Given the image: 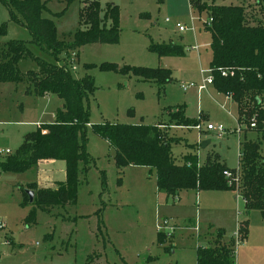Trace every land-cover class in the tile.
I'll use <instances>...</instances> for the list:
<instances>
[{"label": "rangeland", "instance_id": "1", "mask_svg": "<svg viewBox=\"0 0 264 264\" xmlns=\"http://www.w3.org/2000/svg\"><path fill=\"white\" fill-rule=\"evenodd\" d=\"M205 1L248 6L250 10L254 3L253 0ZM99 2L103 9L108 3L118 5L120 30L115 43L94 42L78 49L75 74L91 75L95 86L89 100L87 128L91 168L80 176L77 204L55 208L51 213L41 211L25 196V189L33 182V170L1 173L0 222L5 227L0 229V264H195L197 247L213 246L216 231L220 229L225 234L220 242L234 243L235 264H264V223L258 211L246 213L242 201L236 200L232 191L188 192L180 195L179 202L175 201L157 189L154 172L148 168L118 170L112 160L113 150L92 129L106 123L176 126L169 112L181 109L189 124L171 130L167 136L173 139L171 150L177 162L182 164L185 156L194 150L197 161L202 163L207 154L213 153L227 169L235 171L238 139L244 134L238 138L231 133L237 127L235 105L230 102L222 108L223 97L211 84L206 90L196 88L202 80L200 69H208L211 55L210 35L203 26L206 15L191 10L188 0ZM81 6V0L70 4L66 0H48L49 10L44 15L55 20L61 38L69 39L80 26ZM57 12L63 13L54 15ZM176 22L193 29L181 33L175 27ZM0 28V44L20 40L35 55L56 62L34 43L30 30L11 16L2 0ZM170 41L181 46L196 44L199 49L185 47L182 55L158 56L149 48L151 43ZM105 62L115 63L118 68L126 65L168 68L172 79L160 87L154 80L143 79L132 71L100 69L99 65ZM20 66L27 70L35 62L27 58ZM189 82L195 86L183 90L181 84ZM60 103L62 99L54 94L29 95L22 84L2 82L0 150H17L23 133L39 124L53 122ZM196 124L202 130L207 124H221L227 133L222 139L212 133L203 132L200 136ZM162 128L160 131L167 130ZM204 141H210L206 149L202 148ZM261 155L264 158V140ZM45 167L47 176L60 181L66 178L64 161L57 160ZM164 218L169 219L174 229L172 233L160 232L165 237L160 242L156 224ZM244 221H248V243L235 247L233 233L238 226L245 229Z\"/></svg>", "mask_w": 264, "mask_h": 264}, {"label": "trees", "instance_id": "2", "mask_svg": "<svg viewBox=\"0 0 264 264\" xmlns=\"http://www.w3.org/2000/svg\"><path fill=\"white\" fill-rule=\"evenodd\" d=\"M2 1L9 7L11 16L30 30L34 43L56 62L35 55L23 41L9 40L0 44V83H26L27 93L54 94L62 99L63 105L56 111L53 123L36 127L25 135L13 154L0 158V172L25 173L36 169L43 160L65 161L66 181L57 189L39 188L36 183H30L25 189L29 202L26 190L34 191L32 204L51 213L55 208L77 204L80 176L90 170L93 162L87 149V128L90 124L89 100L95 86L91 75L76 76L65 62L72 52L78 55L83 45L118 41V5L108 3L103 9L99 0H81L80 26L68 39L61 38L55 20L44 15L49 10L48 0ZM66 1L70 4L74 0ZM188 3L191 10L206 15L203 26L210 35L208 67L213 75L212 86L231 97L236 105L238 123L248 125L252 118L257 122L255 129L247 127L243 131L254 132L256 138L245 139L240 144L238 181L228 183L223 172L229 169L215 157H208L204 164L198 165L196 155H187L182 164L175 163L171 151L173 139H168L158 125L106 123L92 126V129L113 150L112 160L118 170L148 168L154 172L157 189L164 191L167 197L175 198L178 192L186 190L237 191L244 211H258L264 219V158L261 155V141L264 140V0H254L251 10L248 6L214 4L205 0H188ZM149 48L158 56L184 53L183 46L171 41L151 43ZM27 58L33 60L35 66L23 70L20 63ZM99 67L132 71L143 79L154 80L160 87L172 79L170 69L164 67L126 65L118 68L112 62ZM169 117L176 126L189 124L181 109L169 112ZM246 227L239 228L243 240ZM223 237L224 231L220 229L216 231L213 246L197 247L195 264H235L234 243L220 242ZM164 239L163 234L158 233V240L163 242Z\"/></svg>", "mask_w": 264, "mask_h": 264}, {"label": "built area", "instance_id": "3", "mask_svg": "<svg viewBox=\"0 0 264 264\" xmlns=\"http://www.w3.org/2000/svg\"><path fill=\"white\" fill-rule=\"evenodd\" d=\"M175 26L181 32L187 31L188 29H193L192 26L189 27L188 25L183 24L181 22H176ZM197 48H198V46L196 44L190 46V49H197ZM77 56L78 55L76 54V52H72L70 58H68L65 62L74 72L77 69V65H78L77 64V61H78ZM200 72L202 75V80H201L200 84H196V88L199 91L202 89H206L207 85H210L213 83V75H212L211 69L209 67L207 70L201 68ZM205 73H208V74L204 76ZM222 74H225V72H222ZM192 86H195V84L193 82L181 84V88L183 90H186L187 88L192 87ZM236 124H237V127L233 131H231L232 133H235L236 135H240L247 127L249 129H255L257 127V122L254 118H252L250 120L248 125H246L244 123H238L237 118H236ZM38 126H40V125H38ZM195 128L198 131L202 130V126L200 124H196ZM262 128L264 129V122H262ZM205 130L208 131L209 133H212L217 139H222L227 133L225 127L221 124H217V125L207 124L205 127ZM44 133H45V131H44ZM10 153H11V150H9V149H1L0 150V155H3V156L8 155ZM223 174L228 179L229 184H231L233 182L236 183L238 181V166L235 169L234 173L231 170H225L223 172ZM235 195H236L237 199H240V196L238 195L237 191L235 192ZM4 227H5V225L2 222H0V229H3ZM239 228L240 227L238 226L237 229L233 233V238L235 240V247L244 243V240L241 237V233H240ZM156 229H157V232H159V233L160 232L164 233L165 231H169L170 233H172L174 227L172 225H170L169 219L164 218V219L159 220L157 222ZM167 234H169V233H167Z\"/></svg>", "mask_w": 264, "mask_h": 264}, {"label": "crops", "instance_id": "4", "mask_svg": "<svg viewBox=\"0 0 264 264\" xmlns=\"http://www.w3.org/2000/svg\"><path fill=\"white\" fill-rule=\"evenodd\" d=\"M253 2H254V0H253ZM189 4V3H188ZM176 27V26H175ZM205 30V29H204ZM179 31V30H178ZM179 32H181V31H179ZM183 32H185V31H183ZM183 32H181V33H183ZM172 41V40H171ZM190 46H192V44L191 43H189V44H186V45H184L183 47H184V49H185V47L187 48L188 47V49L190 50ZM198 49L199 48H197V49H193V50H196V51H198ZM78 57V61H79V55L77 56ZM210 57H211V55H210ZM209 61H210V59H209ZM18 84H22L23 86H24V88H25V93L26 94H29V95H35V94H33V93H27L26 92V88H27V84L26 83H17V85ZM0 85H1V83H0ZM212 85V84H211ZM213 87V86H212ZM214 88V87H213ZM206 89H207V87H206ZM205 89V90H206ZM202 90H204V89H202ZM201 91V90H200ZM217 92V91H216ZM218 94H220V95H222V99H223V103L220 105L222 108H224L225 109V106L224 105H228L230 102L231 103H233L234 104V102H233V100L231 99V97L230 96H228V95H225V94H222V93H220V92H217ZM52 94H46V95H43V97H49V96H51ZM36 96H38V95H36ZM62 105H63V103H60V106L57 108V110L59 109V108H61L62 107ZM235 105V104H234ZM235 109H236V105H235ZM56 110V111H57ZM56 111H55V114H56ZM227 112L230 114V112L227 110ZM236 118H237V111H236ZM54 121H55V119H54ZM53 121V122H54ZM53 122H50V123H53ZM42 124H46V123H42ZM39 125H41V124H39ZM135 125V124H134ZM155 125V124H154ZM159 126V128L161 129L162 127V129H164V128H167V130H162L168 137L170 136V131L171 130H173V129H175V128H177V127H180V126H166V125H158ZM36 127H39L38 125L36 126ZM31 131H33V130H27L25 133H23V140H24V137H25V135L27 134V133H29V132H31ZM209 133L208 131H206V130H201V131H199V133H200V136L202 135V133ZM232 133V132H231ZM237 137L239 138V135H237ZM237 138V139H238ZM256 138V134L254 133V132H252V131H245L244 132V134H243V138L240 140V139H238V154H239V149H240V144H241V142L243 141V140H245V139H251V140H253V139H255ZM23 140H22V142H23ZM106 141V140H105ZM108 144V143H107ZM210 145V141H204L203 143H202V148H204V149H206L208 146ZM108 146H109V144H108ZM110 147V146H109ZM2 149H4V148H2ZM5 149H9V150H11V152H12V150L13 151H15L14 149H12V148H5ZM197 149V148H196ZM172 151V150H171ZM197 152H198V150H197ZM195 152H194V150H192L191 151V155H193ZM173 154V153H172ZM197 154V153H196ZM210 157V158H212L213 157V153H210V154H207L206 155V157ZM196 157H197V160H198V156L196 155ZM204 158V162L202 161V163H201V161H198V165H202V164H204L205 163V161H206V159L208 158ZM173 158H174V160H175V162L176 163H178L177 162V160H176V158H175V156L173 155ZM216 159H217V161H219V162H221L220 160H219V158H218V156L217 157H215ZM57 162V160H43V161H40L39 162V164H38V166H37V168L36 169H34L33 171L35 172V174H33V182H31V183H36L37 184V186L39 187V188H49V189H57L58 188V186H59V184L60 183H64L65 181H66V178L64 179V180H55L52 176H47L46 174H44L45 173V171H46V167L45 166H47V165H49V164H55ZM65 162V161H64ZM178 164H181L180 162L178 163ZM66 170V169H65ZM2 172H0V175H2L1 174ZM29 185V184H28ZM188 192H197V191H195V190H186V191H181V192H178L177 193V195H176V197L174 198L175 199V201H180V195H182L183 193H187L188 194ZM201 192V191H200ZM222 192H225V191H222ZM229 192V191H228ZM234 194H235V192L234 191H232ZM235 198H236V195H235ZM236 200H239V199H237L236 198ZM259 216H260V214H259ZM260 218H261V216H260ZM261 220H262V222L264 223V219L263 218H261ZM244 222H247L246 223V225H247V227H246V229H247V234H246V238H245V240H244V243H245V246H246V244L248 243V236H249V229H248V221H244ZM186 223V222H185ZM188 223L190 224L191 223V221H189L188 220ZM7 244L9 245V242H7ZM235 254V253H234Z\"/></svg>", "mask_w": 264, "mask_h": 264}, {"label": "water", "instance_id": "5", "mask_svg": "<svg viewBox=\"0 0 264 264\" xmlns=\"http://www.w3.org/2000/svg\"><path fill=\"white\" fill-rule=\"evenodd\" d=\"M26 193L29 195L30 202L32 203L34 201V191L26 190Z\"/></svg>", "mask_w": 264, "mask_h": 264}]
</instances>
